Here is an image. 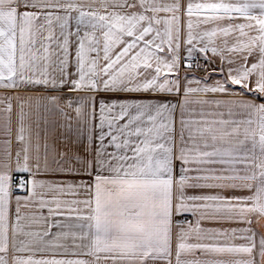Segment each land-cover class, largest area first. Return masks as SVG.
<instances>
[{"label":"snow or ice","instance_id":"obj_1","mask_svg":"<svg viewBox=\"0 0 264 264\" xmlns=\"http://www.w3.org/2000/svg\"><path fill=\"white\" fill-rule=\"evenodd\" d=\"M257 226L264 0H0V264H264Z\"/></svg>","mask_w":264,"mask_h":264},{"label":"crops","instance_id":"obj_2","mask_svg":"<svg viewBox=\"0 0 264 264\" xmlns=\"http://www.w3.org/2000/svg\"><path fill=\"white\" fill-rule=\"evenodd\" d=\"M206 73L204 71H201L199 73H196V75L199 76H204ZM65 96H68L70 98H75V93H69L67 92V90L64 93ZM145 97H148V99L145 100V102H152V103H156L155 99H152L151 96L149 94H142ZM65 103H70L73 102L72 99L69 100H65ZM174 102V101H173ZM192 109L195 110H199L198 105L196 104H192L190 106ZM189 109L186 108L185 112H187ZM180 120H181V112L180 109L177 108V110L174 113V123H175V132H176V136H177V142L179 143V133H180ZM168 122L171 125L173 123V117H169L168 118ZM65 117L61 114V115H52L49 120L47 122L41 121L40 123V150L41 153L43 154L44 151V145L45 143L48 144L49 146V150L50 153H64V152H68L69 147L72 148L73 151H75L76 149V144H71V145H66V138L64 137V135L62 134L65 130ZM15 134H16V125H15V117H13V128H12V147L13 149H15L18 145L16 143L15 140ZM73 139H75V137H73ZM36 138H35V132H33L32 135V145L33 147H35L36 145ZM71 154V153H69ZM81 156L84 155L83 150L81 149L80 152ZM50 158L51 155H50ZM46 213V210H45ZM181 223H184L185 221H191L193 224H195L196 222V217L192 216L190 213L185 214L184 216L179 218ZM202 226H207V227H212L213 225L207 223V222H202ZM26 230H32V231H41L43 230L41 228V226L39 225H33L31 229H26ZM257 230L258 231H264V226H257ZM192 242H195V240H193ZM242 241H237V243H241ZM69 246H71V240L66 242ZM39 258V257H37Z\"/></svg>","mask_w":264,"mask_h":264}]
</instances>
